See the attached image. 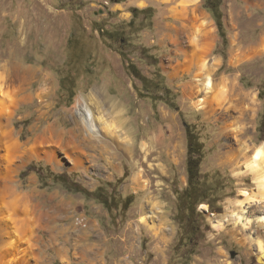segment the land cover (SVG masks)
<instances>
[{"label": "rangeland", "instance_id": "1", "mask_svg": "<svg viewBox=\"0 0 264 264\" xmlns=\"http://www.w3.org/2000/svg\"><path fill=\"white\" fill-rule=\"evenodd\" d=\"M82 1L74 9V0H0V73L9 75L15 66L40 73L27 86L9 83L20 99L12 105L11 129L29 145L15 154L12 167L0 149V184L11 176L19 192L42 195L33 201L48 213L40 234L32 224L29 264H264V198L257 180L219 160L227 139L220 135L225 121L217 118L239 114L218 107V117L208 118L198 107L202 94L186 90L198 65H185L195 48V63L213 65L215 82L234 78L255 97L245 138L253 147L264 145V0H215V7L213 0H200L186 8L182 0ZM183 7L199 14L193 32L210 22L213 34L198 45L186 37L174 42L187 23L176 17ZM92 92L100 110L115 105V116L122 111L124 123H108L122 133L121 144L106 134L96 109L100 135L85 133L71 159L56 137L35 141L52 124L65 132L74 127L72 113ZM191 135L202 156L198 211L204 213L192 216L201 229L191 234L198 243L194 251L178 222L176 196L188 185ZM135 174L140 182L133 181ZM99 188L109 209L93 194ZM231 215L241 222H225Z\"/></svg>", "mask_w": 264, "mask_h": 264}, {"label": "bare ground", "instance_id": "2", "mask_svg": "<svg viewBox=\"0 0 264 264\" xmlns=\"http://www.w3.org/2000/svg\"><path fill=\"white\" fill-rule=\"evenodd\" d=\"M174 1L175 0H173V2ZM199 1L200 0H182V5L184 7L187 5L188 7L196 6ZM185 8L183 9V14H176V17L182 21H187V23L177 32L178 36L174 42L179 45L180 38L186 37L188 40H191L192 44L197 43L198 45L203 37H209V35L213 34V31L210 29V22L204 21L201 28L193 32V26L196 24L195 22L199 14H197L196 10L191 11L189 8ZM190 12H192L193 17H190ZM193 51L194 55H192L191 58H186L185 65L189 70H193L194 67L198 65L199 72L196 74L194 80L188 82L190 85L186 87V90L189 91L191 89L192 91V88H194L193 91L197 95L202 94L198 101L199 109L205 111L208 118L215 115L218 117V107L224 108L228 112L237 111L239 114L237 118L232 120L227 113L225 115L220 114L222 118H217L218 120L224 119L225 121V124L220 129V135L227 139L223 146L224 150L219 155L221 165L231 166L235 170L240 169L242 173L253 176L257 180L259 194L264 198V145L253 147L249 143V140L245 138L249 129L245 121L249 117L252 118L255 112V97L243 91L234 78L225 76L219 82H215L212 77L213 65L207 61H197V63H195L199 51L197 52L195 48ZM14 68L15 70L9 75L8 73H0V93L2 95V98H0V149L6 152V157L4 159H6L11 167L13 166V161L16 159L15 154L20 153L21 150L29 144L20 143L15 138L14 130L11 129L13 117L11 114L12 105H16L20 99H16V96L11 95L9 83L12 81L14 83H19L21 86H27L34 78L40 76V73L34 68L16 66ZM92 95L93 92L90 93L87 99L83 98L84 102L83 104H79V111L72 113L74 127L70 128L68 132L63 131L60 127L61 125L52 124L48 129H45L44 135H39L40 137L35 141H38L39 138H47L46 136L56 137L61 143L60 149H63L70 158L71 151L81 148L83 142L82 137H84V135L87 134V136L92 135L94 137H99L101 132L100 124H102L109 128L107 130L114 131L111 133L107 131L106 134L112 136L113 139L121 144L122 133L118 130L115 132L113 128L111 129L109 127L108 123L114 120L124 123L122 111H120V115L115 116V105H113L111 110L109 108L102 109L103 106L101 107L102 110H100L99 101H95ZM95 109L99 112L101 111L104 115L103 118L100 119V124ZM88 138L90 139L85 138L87 142H89L92 137ZM233 138L234 142H230ZM97 146H99L103 153H106L108 150L107 145L101 142L98 143ZM73 162L78 164L76 160H73ZM17 168L18 167H15V169ZM139 177V174H135L133 181L140 182ZM15 182L16 180L9 176L4 179L3 182L1 181L0 184V257H10L11 261H16L17 263L24 261L26 264H29L28 257L32 254L31 250H33V246H35L32 242L34 239L30 235L33 229L32 226L34 224L38 225L36 227L39 228L37 231H39L40 234L45 229L48 213L44 211L41 204L33 201L36 198L43 197L42 195L35 193L31 194V192L21 193L17 186H15ZM59 206L60 205L57 206V210ZM57 210H55L57 213L60 212ZM230 217L228 216L225 222H230L232 220H234V222L235 220L236 222H241L242 217H238L237 215H231ZM39 234L35 239L37 243L42 242ZM0 264L3 263L0 261Z\"/></svg>", "mask_w": 264, "mask_h": 264}, {"label": "trees", "instance_id": "3", "mask_svg": "<svg viewBox=\"0 0 264 264\" xmlns=\"http://www.w3.org/2000/svg\"><path fill=\"white\" fill-rule=\"evenodd\" d=\"M212 7H215L216 1H212ZM70 7H73L74 9H80L84 6L83 1L76 2L74 0L73 3L70 4ZM134 16L137 14V9H134ZM217 26L220 32L221 37L224 40V43H226V34L223 31V24L220 20H217ZM130 67V65H129ZM132 73L139 78L141 81H144L143 78H141L139 75L136 74L135 71H132ZM260 98L264 99V91L260 92ZM262 129H264V109L262 114V123H261ZM189 144H188V155H187V176H188V185L185 190L182 192H176V196L178 198V202L180 204V212L178 216V222L183 225L184 230L186 231L185 235H187L188 243L186 244L187 247L191 248V251H194V249L197 247V242H194L193 236L191 234H198L200 229V225L198 224V221L194 219L192 216H204V213H201L198 211V208L203 202H201L200 199H198L199 191H201L202 187V181L203 178L201 176L200 172V164H201V153L198 149L200 145H198V140L194 136H189ZM211 192H216V189H210ZM102 188L97 189L94 191L93 194L96 195V198L105 206L107 209H109L108 206V199H106L105 194L101 193ZM83 194L85 196H91L92 193L89 191H83ZM130 197H126L125 203L128 202V199ZM194 253V252H192Z\"/></svg>", "mask_w": 264, "mask_h": 264}, {"label": "crops", "instance_id": "4", "mask_svg": "<svg viewBox=\"0 0 264 264\" xmlns=\"http://www.w3.org/2000/svg\"><path fill=\"white\" fill-rule=\"evenodd\" d=\"M171 40H173V39H171Z\"/></svg>", "mask_w": 264, "mask_h": 264}]
</instances>
